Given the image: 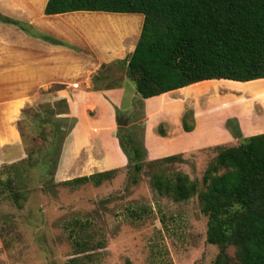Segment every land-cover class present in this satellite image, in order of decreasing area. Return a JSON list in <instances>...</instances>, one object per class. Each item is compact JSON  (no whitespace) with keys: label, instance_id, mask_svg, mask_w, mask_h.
<instances>
[{"label":"trees","instance_id":"trees-1","mask_svg":"<svg viewBox=\"0 0 264 264\" xmlns=\"http://www.w3.org/2000/svg\"><path fill=\"white\" fill-rule=\"evenodd\" d=\"M73 11L143 15L135 47L124 59L125 76L140 97L141 134H128L122 126L116 132L132 182H137L136 175L146 165L151 169V187L159 195L176 202L197 197L200 211L207 216L206 242L218 248L209 264H264V133L240 137L236 145L213 147L216 154L203 172L200 187L187 173L163 168L168 163L182 162L183 155L147 160L142 102L204 80L264 79V0H47L43 10L46 15ZM0 22L26 29L21 22L2 14ZM99 78V74L93 76L95 84ZM21 113L30 114L41 127L39 142L28 149L25 158L0 167V194H7L19 207L28 192V169L38 161L56 169L71 120L66 116L68 104L64 98L33 110L25 108ZM115 114L120 121V109L115 108ZM231 121L227 119L226 126L234 136H240ZM182 125L186 131L193 128L191 110L183 115ZM121 129L125 132L120 133ZM158 132L164 134L162 124ZM20 136L23 137L21 132ZM47 137L51 138L50 146L37 159L36 155L46 149ZM47 155L53 158L45 159ZM117 170L82 175L58 184L97 186L113 178ZM81 252L77 250L76 254ZM66 264L80 263L78 257H72Z\"/></svg>","mask_w":264,"mask_h":264},{"label":"rangeland","instance_id":"rangeland-1","mask_svg":"<svg viewBox=\"0 0 264 264\" xmlns=\"http://www.w3.org/2000/svg\"><path fill=\"white\" fill-rule=\"evenodd\" d=\"M67 22L88 39L91 35L90 40L99 44L114 40L106 34L105 26L114 28L111 26L121 23L95 17ZM99 73L112 78L120 72L105 67ZM56 88L53 85L48 90H40L36 100L22 110L53 103L55 100L49 93ZM182 92L187 97H203L193 100L196 107L205 106L213 98L206 95L220 92L223 96L211 101L210 106L221 115L241 116L246 133L253 130L245 123L255 119V111L264 110V79L208 80L185 87ZM230 94L234 97L224 96ZM120 112L123 115L120 121L125 119L126 123L118 127H126L128 134L139 137L138 100ZM230 120L234 126L235 119ZM67 125L70 127L72 121ZM40 127L30 114L20 116L17 121V128L23 134L25 157L28 149L39 142ZM122 130L119 132L124 133ZM47 139L46 149L36 155L37 159L49 148L51 138ZM215 154L211 148L196 150L185 154L182 162L168 163L163 168L167 172L181 170L196 179L201 187L203 172ZM48 158L53 155L45 157ZM150 172L145 165L133 183L132 173L124 167L97 186L92 183L65 186L55 180L54 169L38 161L26 174L28 192L21 207L7 194H0V264H66L72 257H78L80 264H209L218 248L206 242L207 216L200 211L197 197L176 202L159 195L151 187ZM77 250L82 252L76 254Z\"/></svg>","mask_w":264,"mask_h":264},{"label":"crops","instance_id":"crops-1","mask_svg":"<svg viewBox=\"0 0 264 264\" xmlns=\"http://www.w3.org/2000/svg\"><path fill=\"white\" fill-rule=\"evenodd\" d=\"M46 1L0 0V14L26 27L24 30L18 25L0 22V165L25 157L17 128L22 108L34 102L40 90L57 85L49 94L52 100L66 99V116L71 118L72 125L62 144L55 180L60 182L91 172L122 169L127 158L116 136L115 108L127 109L140 99L125 76L124 59L135 47L143 15L103 11L46 15L43 12ZM79 17L121 23L111 26L114 28L105 26L106 34L114 40L99 44L90 40L91 35L88 39L67 22ZM102 67L120 73L111 78L99 73ZM98 74L100 78L95 84L93 76ZM191 85L194 83L188 86ZM185 87L142 99L147 160L175 154L185 156L218 145H236L240 137L264 133L263 109L255 111V119L245 123L253 130L246 133L241 116L221 115L210 106L225 90L206 95L213 98H209L205 106L196 107L193 100L203 97H187L182 92ZM235 98H240V94ZM189 110L194 126L186 131L182 117ZM227 119L236 120L232 127L240 131V136H234L228 129ZM160 124L164 134L158 132Z\"/></svg>","mask_w":264,"mask_h":264},{"label":"water","instance_id":"water-1","mask_svg":"<svg viewBox=\"0 0 264 264\" xmlns=\"http://www.w3.org/2000/svg\"><path fill=\"white\" fill-rule=\"evenodd\" d=\"M125 123H126V120H125V119H123V120L117 122L118 125H125Z\"/></svg>","mask_w":264,"mask_h":264}]
</instances>
